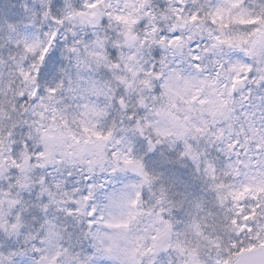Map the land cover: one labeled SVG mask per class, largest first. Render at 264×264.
<instances>
[{
    "label": "snow or ice",
    "instance_id": "6c2138e0",
    "mask_svg": "<svg viewBox=\"0 0 264 264\" xmlns=\"http://www.w3.org/2000/svg\"><path fill=\"white\" fill-rule=\"evenodd\" d=\"M0 264H264V0H0Z\"/></svg>",
    "mask_w": 264,
    "mask_h": 264
}]
</instances>
